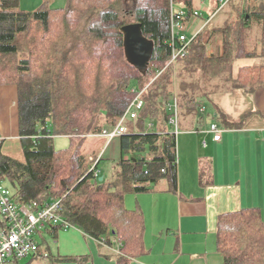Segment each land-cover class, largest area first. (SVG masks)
Wrapping results in <instances>:
<instances>
[{
    "label": "trees",
    "instance_id": "1",
    "mask_svg": "<svg viewBox=\"0 0 264 264\" xmlns=\"http://www.w3.org/2000/svg\"><path fill=\"white\" fill-rule=\"evenodd\" d=\"M172 1L186 9L181 33L191 36L189 24L205 18L195 0H66L58 7L46 0L34 11L20 0H0V85L18 87L25 156L20 161L4 154L3 143L0 180L10 183L18 203L60 200L58 213L72 227L120 245L117 264H131L146 250L144 212L139 205L127 207L126 195L178 191V126L188 129L200 120V107L212 94L264 86V65L236 70L240 59L264 58V0H228L221 8L220 0H212L208 35L200 33L168 64L182 46L179 36L172 40ZM131 23H140L153 42L144 70L126 55L123 27ZM139 94L144 107L116 138L120 156L106 175L101 145L107 139L100 134L118 124ZM56 136L68 137L69 147L56 149ZM207 179L203 167L200 181ZM64 231L60 223L39 232V249L27 264L40 258L84 264L88 256H54L49 245V252L40 251L45 233L55 239ZM216 241L224 264H264L262 210L220 214Z\"/></svg>",
    "mask_w": 264,
    "mask_h": 264
},
{
    "label": "crops",
    "instance_id": "2",
    "mask_svg": "<svg viewBox=\"0 0 264 264\" xmlns=\"http://www.w3.org/2000/svg\"><path fill=\"white\" fill-rule=\"evenodd\" d=\"M204 25L198 30L203 31ZM189 27L191 32L196 28L193 22ZM245 65H264V58L240 59L236 62V70ZM4 100L11 115L4 120L0 118V132L5 136L2 150L6 155L24 161L16 84L0 85V107ZM208 101L214 112L205 107L200 120L193 121V125L199 124L200 127L182 130H205V133L201 132L207 139L203 144L207 149L212 145V151L195 157L190 164L192 169L188 168L187 160H178L177 192L166 189L136 194L133 204L142 208L146 222V250L131 264H224V256L217 249L216 241L219 215L246 207H259L264 217V86L254 92L237 88L215 93L209 96ZM17 106L18 113L13 112ZM212 123H218L223 130L220 141H215L213 133L209 132ZM229 123L242 124L232 126ZM194 137L188 136L185 144L187 141L194 144ZM116 147L114 144V149ZM203 167L208 177L205 184L200 181ZM45 240L46 244L40 251L49 252V245L54 256L85 255L88 259L84 264H117L116 253L120 245H106L77 227L61 232L55 239L51 237L57 246L56 254ZM7 264L20 263L12 260ZM57 264L79 263L63 261Z\"/></svg>",
    "mask_w": 264,
    "mask_h": 264
},
{
    "label": "built area",
    "instance_id": "3",
    "mask_svg": "<svg viewBox=\"0 0 264 264\" xmlns=\"http://www.w3.org/2000/svg\"><path fill=\"white\" fill-rule=\"evenodd\" d=\"M227 2L228 0H220V8ZM171 9L172 40L175 41L176 37L179 36L182 46L179 49H174L168 64L175 62L181 55H184L188 46L198 38L201 32V30H198V32L191 36L181 33L185 25L182 19L180 20V17L187 15L186 9L176 6L173 1ZM198 13V11L195 12L196 15ZM140 94L131 103L118 124L112 129H104L100 134L106 137L107 143L120 137L127 131L126 122L129 119L135 120L138 117V110L144 107V102ZM164 104L167 103L164 102ZM177 104L176 99L173 104H170V107L176 113L171 119V122L175 126H177ZM205 109V106H201L200 112L203 113ZM209 132L213 133V139L215 141L222 139L223 130L218 123H212ZM4 140L5 136L0 132V147L3 145ZM95 175H98V171L95 172ZM59 208L60 200L52 201L44 205L36 201L22 204L18 203L13 197L12 190L4 186L0 180V264H7L12 260H21L22 258L37 253L39 247L36 237L48 225L62 223L66 230L72 227L58 213Z\"/></svg>",
    "mask_w": 264,
    "mask_h": 264
},
{
    "label": "rangeland",
    "instance_id": "4",
    "mask_svg": "<svg viewBox=\"0 0 264 264\" xmlns=\"http://www.w3.org/2000/svg\"><path fill=\"white\" fill-rule=\"evenodd\" d=\"M21 1V7L25 10L28 11H34L35 9H37L45 0H20ZM53 1V2H52ZM211 1L212 0H195V4L198 5V7L200 8V11L202 12V14L204 15V19H196L194 20V24L196 26V28L193 30V32L190 33V35L195 34L196 32H198V29H200L203 24L207 23L206 22V18L209 15V11H210V6H211ZM50 2L52 3L53 6L58 7V6H64L66 3V0H50ZM207 28H209V26L204 27L203 31H201L200 33L206 34L207 33ZM128 45H129V57L131 58L134 57V60H137V62L139 63V66H144L145 64L148 63V60L150 58V52H151V42L150 39L145 37V36H137L134 39L130 38L128 39ZM153 79V78H152ZM154 80V79H153ZM151 80V82L153 81ZM148 82V85L149 83ZM147 86V85H146ZM5 88H9V87H5ZM7 91L9 89H6ZM205 107L208 108V110L210 112H214V108L212 106V104H210V102H206L205 103ZM18 106L15 108V110L13 112L18 113ZM11 115V110L8 109V105L6 100H4L2 102V105L0 107V118L1 120L3 119H7L9 116ZM200 127V125H193L192 122L190 123V127ZM176 127V126H175ZM177 132V143H178V153H179V161L180 158L183 159V161L187 160L186 163L188 165V168L192 169V164L195 160V157H199V156H204V155H208L210 152L212 151L213 147L211 145L210 149H207V147L203 144V140H207L204 137V134H202L201 132L205 133V130L199 131L197 132L195 131H183L182 129H179L178 126V130H175ZM188 136H196L194 137L195 139V143L194 144H188V141L185 144V141L188 140L187 137ZM198 136V137H197ZM110 141L109 143H107L106 141L103 142V144L101 145V148L103 149V161L101 163V168L105 170V174L108 175L109 173V169L111 168V163L113 162L114 159H118L120 156V151H119V141L118 139ZM113 142V144H111ZM92 144H94L93 140H90L88 142V146L90 147ZM114 144L115 146H117L114 149ZM186 145L182 150V146ZM54 145L56 147V149H64L69 147L70 145V140L68 137L66 136H56L54 137ZM181 147V148H180ZM181 149V150H180ZM115 152V154H114ZM119 155V156H118ZM4 186H7L8 188H10L11 190L13 189L10 186V183L8 181H3L2 182ZM162 186L165 185L164 182L161 183ZM166 186V185H165ZM128 196V201H127V206L130 208H135V203L136 202V194L135 193H131L126 195ZM252 206V205H250ZM264 213V210H263ZM45 239H47V242L51 245L52 250L54 252V254L57 253V246L56 243L51 240V237H49L46 233H45ZM48 259L44 260V259H37L32 261V264H48L49 262L47 261ZM31 261V256L22 258L19 263L20 264H27Z\"/></svg>",
    "mask_w": 264,
    "mask_h": 264
},
{
    "label": "water",
    "instance_id": "5",
    "mask_svg": "<svg viewBox=\"0 0 264 264\" xmlns=\"http://www.w3.org/2000/svg\"><path fill=\"white\" fill-rule=\"evenodd\" d=\"M123 31H124V34H125V51H126V55H127V58L128 60L133 63L134 65H136L137 67H139L140 69L144 70L148 63H149V60H148V63L145 64V67L143 66H139L137 60H134V57H132L131 55V58L129 57V45H128V39L132 38L135 40V38L137 36H144L142 30H141V25L140 23H131V24H127L126 26L123 27ZM151 42V52H150V57H151V54H152V51H153V42L150 40ZM103 179V177H101V180Z\"/></svg>",
    "mask_w": 264,
    "mask_h": 264
}]
</instances>
